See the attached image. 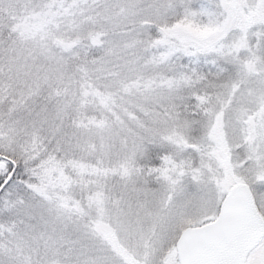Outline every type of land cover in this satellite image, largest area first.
<instances>
[{
    "label": "snow or ice",
    "instance_id": "6c2138e0",
    "mask_svg": "<svg viewBox=\"0 0 264 264\" xmlns=\"http://www.w3.org/2000/svg\"><path fill=\"white\" fill-rule=\"evenodd\" d=\"M0 264H264V0H0Z\"/></svg>",
    "mask_w": 264,
    "mask_h": 264
}]
</instances>
